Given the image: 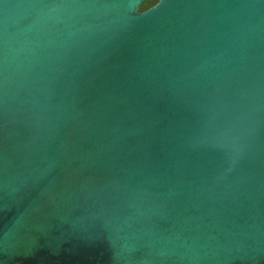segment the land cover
Listing matches in <instances>:
<instances>
[{
    "label": "water",
    "instance_id": "95a60500",
    "mask_svg": "<svg viewBox=\"0 0 264 264\" xmlns=\"http://www.w3.org/2000/svg\"><path fill=\"white\" fill-rule=\"evenodd\" d=\"M0 0V264H264V0Z\"/></svg>",
    "mask_w": 264,
    "mask_h": 264
},
{
    "label": "trees",
    "instance_id": "16d2710c",
    "mask_svg": "<svg viewBox=\"0 0 264 264\" xmlns=\"http://www.w3.org/2000/svg\"><path fill=\"white\" fill-rule=\"evenodd\" d=\"M158 2H159V0H148L147 2H145L143 4L140 11L145 12V11L149 10L150 8L154 7Z\"/></svg>",
    "mask_w": 264,
    "mask_h": 264
}]
</instances>
